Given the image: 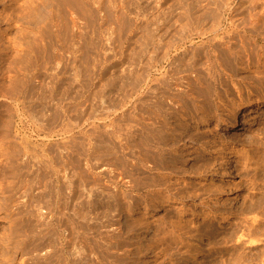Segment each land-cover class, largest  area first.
<instances>
[{
  "label": "rangeland",
  "instance_id": "obj_1",
  "mask_svg": "<svg viewBox=\"0 0 264 264\" xmlns=\"http://www.w3.org/2000/svg\"><path fill=\"white\" fill-rule=\"evenodd\" d=\"M195 254L264 264V0H0V264Z\"/></svg>",
  "mask_w": 264,
  "mask_h": 264
},
{
  "label": "bare ground",
  "instance_id": "obj_2",
  "mask_svg": "<svg viewBox=\"0 0 264 264\" xmlns=\"http://www.w3.org/2000/svg\"><path fill=\"white\" fill-rule=\"evenodd\" d=\"M251 103L250 102H246L243 106H242V109L243 111L249 109L251 107ZM244 115V114H243ZM248 118V117H247ZM244 123V121L240 120V117H239V114H235L231 120H229L227 122V128L229 129H235L237 128V126L239 125H242ZM203 124V123H202ZM216 127V126H215ZM189 128V125H185L182 127V131H187ZM217 129V127H216ZM188 147V146H187ZM187 147L186 146H182L179 151L177 152V154L175 155V158H174V162L175 163H181L184 161V159L186 158V155H187ZM213 153V154H219V149H208V148H204L203 150V153ZM233 158H234V151H233V146H228L225 151H224V162L221 166V170L223 172H225V176L229 179L233 178V173H232V166H233ZM155 207V206H154ZM152 206V208H149L148 210V213L150 214L151 211H154V208ZM194 212V211H193ZM146 213V212H145ZM191 216H196L195 213H192ZM216 217V214H210L208 216V219H213ZM227 219L226 216H222L220 218V221H225ZM193 262L195 264H198L199 262V257H198V254H195L194 255V258H193Z\"/></svg>",
  "mask_w": 264,
  "mask_h": 264
}]
</instances>
